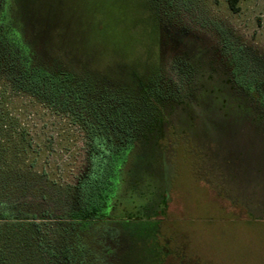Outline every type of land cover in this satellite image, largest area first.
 Wrapping results in <instances>:
<instances>
[{"label": "rangeland", "instance_id": "374dc122", "mask_svg": "<svg viewBox=\"0 0 264 264\" xmlns=\"http://www.w3.org/2000/svg\"><path fill=\"white\" fill-rule=\"evenodd\" d=\"M22 2L37 28L83 8L95 28L75 39L97 47L100 80L162 97L151 109L164 122L157 145L128 148L113 186L143 211L166 205L125 225L133 232L117 238L115 263L264 264V0H238L236 12L227 0ZM115 43L134 57L110 56ZM6 62L0 42V264H78L67 213L126 126L111 101L75 108L19 89Z\"/></svg>", "mask_w": 264, "mask_h": 264}, {"label": "trees", "instance_id": "16d2710c", "mask_svg": "<svg viewBox=\"0 0 264 264\" xmlns=\"http://www.w3.org/2000/svg\"><path fill=\"white\" fill-rule=\"evenodd\" d=\"M237 2L227 0L231 11L238 10ZM23 5L21 0L0 2V42L6 67L17 87L75 108L87 105L93 109H110L107 103L111 101L119 116L118 123L126 126V131L125 128L121 130L123 135L117 136L109 144L111 152L105 153L103 161L97 163L83 185L80 202L67 213L70 221L67 239L76 253L77 263L116 264L115 259L121 255L117 238L133 232L125 225L163 215L166 205L157 203V208L151 212L143 211L138 203H123V194L117 191L116 183L113 186V175L124 167L128 148L130 153L144 142L155 141L157 145L160 138L156 134L163 131L164 122L161 110L153 114L151 109L161 106L162 97L151 93L143 82L139 84L141 91L135 96L128 95L123 87L110 86L100 80L93 68L97 47L89 43L79 46L75 39L80 32L88 33L95 28L90 14L83 8L69 9L64 13L56 11V25L37 28L30 23L29 16L25 17ZM103 28L104 25L100 23L96 26L100 35L104 32ZM113 31L114 40H121V36H125L116 28ZM154 33L152 31L153 35H150L154 36ZM42 38L52 40L53 46L59 49L52 50L54 47H50ZM111 52L110 56L117 58L134 57V53L121 43H115ZM86 72L89 75L84 74ZM239 83L247 85L246 88L252 87L250 81L240 79ZM258 95L264 104L263 93L258 91ZM149 135H153V138L150 139Z\"/></svg>", "mask_w": 264, "mask_h": 264}, {"label": "flooded vegetation", "instance_id": "af4514ba", "mask_svg": "<svg viewBox=\"0 0 264 264\" xmlns=\"http://www.w3.org/2000/svg\"><path fill=\"white\" fill-rule=\"evenodd\" d=\"M230 75H231V78H230L229 81H231V80H232V81L236 80L235 77H234V74H232V71L230 72ZM239 84H240V83H239ZM241 85H243V84H241ZM256 101H257V103L260 104V105L263 104V103L260 102V99H257V98H256ZM261 106L264 107V105H261Z\"/></svg>", "mask_w": 264, "mask_h": 264}]
</instances>
